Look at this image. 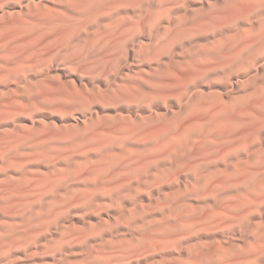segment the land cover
I'll return each instance as SVG.
<instances>
[{"label": "rangeland", "instance_id": "374dc122", "mask_svg": "<svg viewBox=\"0 0 264 264\" xmlns=\"http://www.w3.org/2000/svg\"><path fill=\"white\" fill-rule=\"evenodd\" d=\"M0 264H264V0H0Z\"/></svg>", "mask_w": 264, "mask_h": 264}]
</instances>
